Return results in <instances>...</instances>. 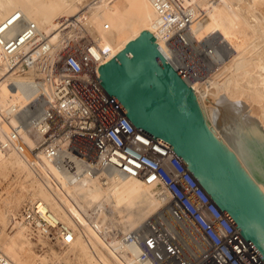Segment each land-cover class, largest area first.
<instances>
[{
    "label": "built area",
    "instance_id": "obj_1",
    "mask_svg": "<svg viewBox=\"0 0 264 264\" xmlns=\"http://www.w3.org/2000/svg\"><path fill=\"white\" fill-rule=\"evenodd\" d=\"M97 2L83 0L47 32L20 11L0 20V70L28 78L29 84L24 102L0 108V152L24 157L54 190L62 183L104 186L131 177L161 188L171 230L156 215L122 230L106 205L82 211L84 223L122 264H264L171 147L136 128L97 80L101 65L118 53L90 33ZM149 2L155 43L189 86L214 77L231 58L212 54L193 35L191 26L201 13L197 0ZM66 157L70 162L63 168L58 161ZM19 207L15 219L28 238L68 247L76 236L88 237L81 223L60 220L39 199ZM0 264L15 263L0 251Z\"/></svg>",
    "mask_w": 264,
    "mask_h": 264
},
{
    "label": "bare ground",
    "instance_id": "obj_2",
    "mask_svg": "<svg viewBox=\"0 0 264 264\" xmlns=\"http://www.w3.org/2000/svg\"><path fill=\"white\" fill-rule=\"evenodd\" d=\"M79 1L0 0V20L13 11H20L35 21L42 32H47L55 29L62 17L64 19L72 16L71 9L76 8ZM136 1L98 0L97 5L91 10L93 12L90 13V33L99 40L100 44L109 47L112 53L119 52L143 30L141 20L135 19L128 11ZM232 1L217 0L211 5L207 4L205 8L198 5L201 13L197 15L191 26L193 35L197 37L200 45L207 50L210 49L212 54L222 53L230 55L231 58L222 66L224 70H229L221 83L223 88L212 95L213 98L210 99L208 93L200 91L202 89L199 82L191 84V88L197 100L200 95L204 98L206 107H202L204 110L208 107L207 113L205 112L208 121L218 115H216L217 107L226 106L223 104L226 101L224 99L244 101L234 103L227 101L228 112L222 109V113L225 114H223L224 119L221 118L219 124L216 122V126L220 128L218 129L224 140L239 156V160L244 163L250 175L264 187V130L260 126H264V63L259 56L253 60L252 57L245 58L237 55L238 48L248 44L255 30L243 20L240 11L232 7ZM149 13L148 16L147 13L145 14L146 17L155 21L152 7ZM104 23L110 24L111 28L109 25V28L105 29ZM215 46L219 50L214 49ZM28 91V78L14 72L3 74L0 70V108L7 103L24 102ZM244 103L249 107L251 115L256 116L259 121L249 115ZM253 105L258 106V111H253ZM69 162V157H66L60 159L58 164L65 168ZM49 168H52L51 165ZM11 171L19 174L17 182L20 183V187L9 192V198L6 197L4 200V208L0 207V226L2 227L0 251L15 264H32L33 254L29 247V240L24 226L15 219L10 232H4L3 227L7 224L9 217L15 218L17 213L15 210L21 201L28 199L43 201L60 220L66 223L77 225L79 222L83 225L82 232L88 235L87 239L93 244L95 252L88 243H84V240L76 236L68 245L69 250L74 253L75 264H122L108 252H103L104 250L101 249L104 247L103 243L94 236L90 226L84 223L82 211L90 207L108 206L112 210V219H116L118 213L123 214L121 220H115L122 230L139 225L151 215H156L167 230H171L173 226L163 207L167 198L166 194L161 188L147 185L139 178L114 179L103 186L94 181L64 184L59 176L62 188L54 190L34 179L24 157L16 153L6 155L0 152V176L6 177Z\"/></svg>",
    "mask_w": 264,
    "mask_h": 264
},
{
    "label": "water",
    "instance_id": "obj_3",
    "mask_svg": "<svg viewBox=\"0 0 264 264\" xmlns=\"http://www.w3.org/2000/svg\"><path fill=\"white\" fill-rule=\"evenodd\" d=\"M97 78L133 125L170 146L264 261V197L205 126L194 90L145 29L99 68Z\"/></svg>",
    "mask_w": 264,
    "mask_h": 264
},
{
    "label": "rangeland",
    "instance_id": "obj_4",
    "mask_svg": "<svg viewBox=\"0 0 264 264\" xmlns=\"http://www.w3.org/2000/svg\"><path fill=\"white\" fill-rule=\"evenodd\" d=\"M214 1H217V0H213V1L212 0H197V5H200L201 8H205L207 6V4L211 5ZM226 1L229 2L230 0H226ZM82 2H83V0H80L77 7L74 9H71V10H73L72 14H74L77 11V9L79 8V6L81 5ZM231 5H232V7L237 8L240 11V16L243 18V20L245 22H247L248 25H250L255 30V33L253 32V36L250 38L248 44L238 48L239 50L237 51V55L238 56L242 55L245 58L252 57L253 60L257 56H259V57H261V60L264 63V55H263L264 54V0H233ZM91 10H93V8ZM150 10H151V5H150L149 0H137L136 2L133 3L132 8L128 9L129 14H131L135 19L141 20V22H142L141 26L143 27V29H145V30H147L153 34L154 33V27H153L154 21H152L146 17V15L148 16L150 14L149 13ZM92 12L93 11H90V13H92ZM62 20H63V17L60 20V23ZM105 22H107V21L105 20ZM110 28H111V25H110ZM220 68L221 69L217 71V73H216V75H214V77L209 78L206 81L200 83V88L202 89L200 91L206 92V94L208 93L207 95H210V96H208L210 99L213 98L212 95L216 94L217 91H220L223 88L221 83L223 82V80L226 77V74L229 71L228 69H227L228 71L224 70L222 68V66ZM263 75H264V72H263ZM221 95H224V94H221ZM195 100L197 103V107H199V109H200L201 117L203 119L205 126H207V128L212 133V135L216 138L217 141L220 142L221 145H223L225 147V149H227L230 152H233V154L237 158V160H236V158L234 157L235 162L238 163L239 166L244 170V172L248 175V178H250V180L258 187L259 191L261 192L262 196L264 197L263 185L261 186V183L256 181L250 175V173L248 172V169L244 166V163H242L241 160H239L240 159L239 156L237 154H235V152L232 150V148L229 146V144H227L226 141L224 140L221 132H219L220 128L218 126H216L217 124H219V121L221 120V118L224 119L223 118L224 112L222 113V111L223 110L225 111V109L226 110L228 109L227 104H226L227 101L232 102V103H234L236 101H240V102H244V101L243 100L229 101L227 99H224L226 101H224L223 104H225L226 106L223 107L224 105H222V107H220V108L217 107L218 109L216 111V115L217 114L218 115L215 116L216 118L213 117L215 119H213V118L210 119V121L212 120L210 122L206 119L207 118L206 117V113H207L206 109L208 107L205 108V110L202 107V106L206 107L205 102H204V98H202V96L200 95L199 100H197L196 97H195ZM199 103H200V105H199ZM201 103H202V105H201ZM252 108H253V111H258V106L253 105ZM219 109L221 110L220 114H219V112H220ZM247 111L251 117H254L251 115V112H249L248 106H247ZM227 112H228V110H227ZM227 115L228 114H226V116ZM217 117L219 118L218 121H217V119H218ZM254 118H256L258 120V118L256 116ZM216 122H217V124H216ZM238 122L239 121L237 120L236 123L238 124ZM260 124L261 123L259 122V125ZM260 126L264 130V126L263 125H260ZM17 176H19V174L15 173V171L9 172V174L6 177L0 176V207L1 208H4L3 205L5 203L4 200L6 199V197L9 198V196H10L9 192L11 193L12 191H15L17 188L20 187V183L17 182ZM32 176L34 177L35 180H37L38 182H40V184H42L40 179L38 180V178L34 175L33 172H32ZM22 179L23 178H21V180ZM42 185L44 186V184H42ZM22 202L23 201H21V203L17 206L15 212H18L17 210H19V208H20L19 206L22 204ZM116 215H117L116 219L121 220L123 218V214L118 213ZM16 216H17V213L15 214V218H16ZM15 218L14 217L8 218L7 224L5 225V227H3L4 232H10L9 230L12 229L11 225L15 223L14 222L16 220ZM116 219H113V220L115 221ZM81 229H82V227H81ZM14 230H15V228H14ZM25 234H26V230H25ZM79 238L84 240V243H86V244L88 243V246L95 252V248H94L93 244L88 239H86V237L81 236ZM27 239L29 240V245H30L29 247H30L32 254H33L32 264H75L74 263V253L71 250H69V248H70L69 246L62 248L61 246H57V245H54L51 243H47L43 239L28 238V237H27ZM101 249L104 250L103 252H108V250L105 249V247H102ZM40 258H43V260H40Z\"/></svg>",
    "mask_w": 264,
    "mask_h": 264
}]
</instances>
